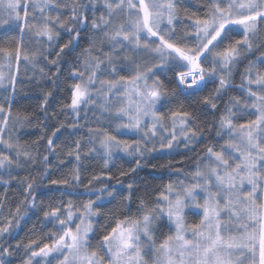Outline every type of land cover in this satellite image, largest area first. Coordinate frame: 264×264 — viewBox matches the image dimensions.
Here are the masks:
<instances>
[{"label": "snow or ice", "instance_id": "snow-or-ice-1", "mask_svg": "<svg viewBox=\"0 0 264 264\" xmlns=\"http://www.w3.org/2000/svg\"><path fill=\"white\" fill-rule=\"evenodd\" d=\"M0 189V264H264V0H0Z\"/></svg>", "mask_w": 264, "mask_h": 264}, {"label": "trees", "instance_id": "trees-1", "mask_svg": "<svg viewBox=\"0 0 264 264\" xmlns=\"http://www.w3.org/2000/svg\"><path fill=\"white\" fill-rule=\"evenodd\" d=\"M37 99H38V94L37 93H35V92H29L28 93V96L26 97L25 102L26 103L34 104ZM149 175H151V173H149ZM0 192H2V189H0Z\"/></svg>", "mask_w": 264, "mask_h": 264}]
</instances>
